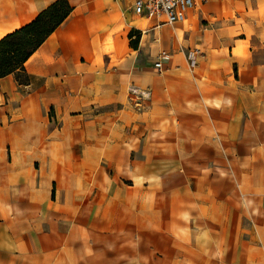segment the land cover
I'll list each match as a JSON object with an SVG mask.
<instances>
[{
	"label": "crops",
	"instance_id": "1",
	"mask_svg": "<svg viewBox=\"0 0 264 264\" xmlns=\"http://www.w3.org/2000/svg\"><path fill=\"white\" fill-rule=\"evenodd\" d=\"M53 1L0 0V38ZM67 1L0 78V264H264V17H222L264 0Z\"/></svg>",
	"mask_w": 264,
	"mask_h": 264
},
{
	"label": "trees",
	"instance_id": "2",
	"mask_svg": "<svg viewBox=\"0 0 264 264\" xmlns=\"http://www.w3.org/2000/svg\"><path fill=\"white\" fill-rule=\"evenodd\" d=\"M72 6L55 0L30 22L0 38V78L12 74L18 84L29 81L24 63L47 36L68 16Z\"/></svg>",
	"mask_w": 264,
	"mask_h": 264
},
{
	"label": "built area",
	"instance_id": "3",
	"mask_svg": "<svg viewBox=\"0 0 264 264\" xmlns=\"http://www.w3.org/2000/svg\"><path fill=\"white\" fill-rule=\"evenodd\" d=\"M201 0H134L133 11L138 18L149 19L155 26L162 23L175 24L186 19L187 12L198 7ZM192 54L188 53L192 64ZM166 56L162 51L160 58L153 63L157 69L161 67V59ZM138 93V92H137Z\"/></svg>",
	"mask_w": 264,
	"mask_h": 264
},
{
	"label": "rangeland",
	"instance_id": "4",
	"mask_svg": "<svg viewBox=\"0 0 264 264\" xmlns=\"http://www.w3.org/2000/svg\"><path fill=\"white\" fill-rule=\"evenodd\" d=\"M207 1V2H212L213 5L215 7H217V3L218 0H201L198 7L193 9L194 13L199 14L200 16H202V21L200 24L202 25H206V27L208 28H213V26L215 25V23L217 22L216 19H214V17H212V15H216L217 14V10H214L213 8H207L206 6L203 5V3ZM261 3V2H260ZM248 13H245L244 8L243 7H238V10L232 11V10H225L222 12V17L226 18V17H230L232 18L234 16V13L236 11H239L241 14V19L238 20L239 25L241 26V30L242 31H252V29H261V23H262V19L264 17V5H259V6H254L253 10L251 9V7L248 6ZM252 17L254 22H253V26L249 27L247 25L246 17ZM218 19V18H217ZM251 25V24H249ZM143 28H145L143 26Z\"/></svg>",
	"mask_w": 264,
	"mask_h": 264
}]
</instances>
